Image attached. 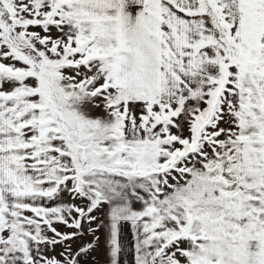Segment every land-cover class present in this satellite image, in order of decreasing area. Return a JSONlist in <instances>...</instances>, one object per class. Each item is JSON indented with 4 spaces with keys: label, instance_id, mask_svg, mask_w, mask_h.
I'll return each instance as SVG.
<instances>
[{
    "label": "snow or ice",
    "instance_id": "6c2138e0",
    "mask_svg": "<svg viewBox=\"0 0 264 264\" xmlns=\"http://www.w3.org/2000/svg\"><path fill=\"white\" fill-rule=\"evenodd\" d=\"M0 264H264V0H0Z\"/></svg>",
    "mask_w": 264,
    "mask_h": 264
}]
</instances>
